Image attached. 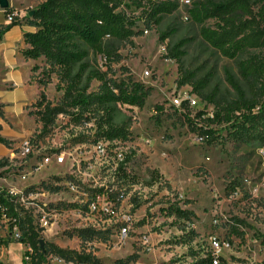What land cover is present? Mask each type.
Segmentation results:
<instances>
[{
    "label": "rangeland",
    "instance_id": "obj_1",
    "mask_svg": "<svg viewBox=\"0 0 264 264\" xmlns=\"http://www.w3.org/2000/svg\"><path fill=\"white\" fill-rule=\"evenodd\" d=\"M18 1L24 17L41 0ZM176 1L177 8L158 24L135 18L134 35L108 40L120 55L111 62L109 75L115 80L130 77L149 87L142 107L119 106L130 117L128 140L95 141L92 119L83 116L75 123L58 114L47 133L38 134L40 124L34 121L13 154L0 156V162H5L0 166V189L6 188L31 212L39 243L46 248L37 264H79L59 257L56 248L70 254L90 252L101 264H194L196 256L209 247L211 235L224 239L219 264H264L261 126L238 134L229 132L225 124H209L215 129L212 139L199 130L198 125L206 121L197 112L210 111L211 105L191 104L186 99L185 95L193 93L191 86L176 85L177 63L165 57L161 45L190 38L184 47V68L198 77L207 76L208 90L219 99L236 98L226 75L242 90L247 85L236 61L202 39L199 25L187 15V1ZM138 11L126 9L135 16ZM170 28L174 32L160 41L159 33ZM89 58L94 61L92 52ZM144 69L149 73L142 76ZM55 82L52 74L44 88L52 103L61 95ZM97 85L92 80L89 90L95 91ZM176 95L181 97L178 106L171 99ZM29 110H34L32 104L27 106V115L34 120ZM24 139L27 150L21 144ZM124 154L126 160L121 164ZM152 170L157 172L154 181ZM169 203L193 214L188 219L166 215L162 208ZM234 223L242 227V236L239 229L234 231ZM83 229L84 235L90 232L86 229H94V237L81 241L77 232ZM18 233L0 219V236L11 242L0 245V259L6 264L31 263L34 252L17 241ZM18 243L24 248L23 263Z\"/></svg>",
    "mask_w": 264,
    "mask_h": 264
},
{
    "label": "trees",
    "instance_id": "obj_2",
    "mask_svg": "<svg viewBox=\"0 0 264 264\" xmlns=\"http://www.w3.org/2000/svg\"><path fill=\"white\" fill-rule=\"evenodd\" d=\"M177 5L176 0H41L34 8L28 9L24 22L34 29L23 32L25 46L21 53L25 58H40L43 61V65L34 64L31 67L32 71L39 69L33 77L42 87L32 103L34 110L28 111L40 124L38 134L47 133L56 116L64 114L75 123L80 122L83 116L86 120L92 119L95 141L111 144L128 140L130 117L122 114L119 106L142 107L149 87L130 77L115 80L109 75L111 62L118 60L120 55L108 40L121 41L134 35L135 18L158 24ZM130 7L139 9L137 16L126 13ZM11 9L8 5L4 12ZM187 15L199 25L200 36L205 42L223 56L236 61L238 73L247 85V89L242 90L230 75H226L236 98H217L215 92L208 90L207 76L198 77L194 71L184 68L182 57L190 38L167 41L165 57L177 63L176 85H190L204 105H211L210 111L197 112L196 116H205L203 119L206 121V124L198 125L199 130L212 139L215 129L209 124H225L230 127L229 132L238 134H244L249 131L248 127L259 124L260 136L264 137V0H190ZM208 20H211L210 24H207ZM15 23L17 18L1 26L0 36L9 25ZM173 32V28L161 31L159 40L164 41ZM106 34L108 37H105ZM89 52L94 54L93 62ZM98 53L107 57L105 69L96 65ZM52 74L56 75L55 90H61L56 103H52L44 91ZM92 80L98 81L95 91L89 90ZM155 108L162 109L161 105ZM186 118L192 121L188 115ZM0 143L9 147L12 141L0 134ZM122 158L121 164L125 162L126 155ZM2 165H5L4 161L0 162ZM154 176H157V172L152 170L150 177H153V181L156 179ZM0 207L3 208V219L8 227L16 228L19 232L17 241L28 244L34 252L30 264H37L46 248L39 243L31 212L14 195L9 196L6 188L0 189ZM162 210L166 215L178 219H188L193 214L176 203H169ZM88 230L87 235L83 234L85 229L77 232L81 241L94 237V229ZM7 243L8 240L0 236V245ZM56 254L65 261L101 264L90 252L70 254L56 248ZM194 264L212 263L209 257L196 256Z\"/></svg>",
    "mask_w": 264,
    "mask_h": 264
},
{
    "label": "crops",
    "instance_id": "obj_3",
    "mask_svg": "<svg viewBox=\"0 0 264 264\" xmlns=\"http://www.w3.org/2000/svg\"><path fill=\"white\" fill-rule=\"evenodd\" d=\"M21 4L18 0H8V5L14 9H19ZM4 15V9L0 8V24L5 23ZM33 29V26L24 22L22 15L17 18V23L9 25L0 36V103L3 110L0 115V134L12 141L9 147L0 143V156L13 154L21 139L28 137L35 125L34 120L27 115V106L37 99L42 87L33 77L39 69L32 71L31 67L34 64L43 65V61L40 58H25L21 53L25 46L23 32ZM17 250L22 261L24 248L21 244ZM0 262L6 264L1 259Z\"/></svg>",
    "mask_w": 264,
    "mask_h": 264
},
{
    "label": "built area",
    "instance_id": "obj_4",
    "mask_svg": "<svg viewBox=\"0 0 264 264\" xmlns=\"http://www.w3.org/2000/svg\"><path fill=\"white\" fill-rule=\"evenodd\" d=\"M186 1L189 4L190 0H186ZM22 13H23L22 9L18 10V9L12 8L10 11L5 13V15H4L5 23L4 24H0V27L3 26V25L9 24L14 19L22 16ZM144 31H147V30L144 29ZM105 37H108V34H106ZM161 48H162V50H165V45H161ZM95 61H96L97 67H99L101 69H105L106 66H107V63H108L107 57L103 53L96 54ZM148 73H149L148 70L144 69L143 72H142V76L143 75H147ZM185 97H186V99L190 100L191 104H195V103H199L200 102V99L194 93H191L190 95H185ZM171 99H172V102L176 106L180 105L181 97H179V95L178 96L177 95L176 96H172ZM21 144L26 150L28 149L27 148L28 141L26 139H24ZM7 194L9 196H12L11 193L10 194L7 193ZM91 207L93 209H96L97 205H95L93 203V204H91ZM105 210H107V209L105 208ZM0 211H1V217H2L1 219H3L4 216H3V213H2L3 212V208L2 207H0ZM234 226L235 227H233V228H235L236 230L237 229L240 230V232H238V233H240V235L242 236L243 235V233L241 231L242 227L239 225V223H234ZM122 230L125 231V228L122 227ZM208 242H209V247L206 250L203 251V253H202V255H200V257H209L211 259V263L212 264H219V250L224 244V239L219 238V237H217L215 235H211L209 237ZM27 258L28 257L25 256V259H27Z\"/></svg>",
    "mask_w": 264,
    "mask_h": 264
},
{
    "label": "water",
    "instance_id": "obj_5",
    "mask_svg": "<svg viewBox=\"0 0 264 264\" xmlns=\"http://www.w3.org/2000/svg\"><path fill=\"white\" fill-rule=\"evenodd\" d=\"M8 6V0H0V8H6ZM40 245H42V241L40 240Z\"/></svg>",
    "mask_w": 264,
    "mask_h": 264
}]
</instances>
